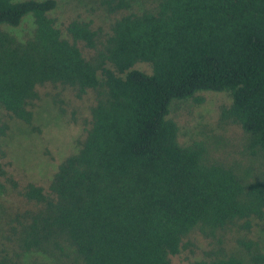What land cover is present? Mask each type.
Returning a JSON list of instances; mask_svg holds the SVG:
<instances>
[{"label":"trees","instance_id":"16d2710c","mask_svg":"<svg viewBox=\"0 0 264 264\" xmlns=\"http://www.w3.org/2000/svg\"><path fill=\"white\" fill-rule=\"evenodd\" d=\"M148 3L147 5H144ZM104 25L59 26L56 0H0V197L27 208L0 225V264H264L248 237L264 222V0H99ZM27 18L33 27L18 37ZM147 64L149 72L135 67ZM92 99L85 135L47 187L7 169L12 120L44 94ZM225 93L229 143L182 142L178 101ZM75 113H73L74 115ZM193 247V250H192Z\"/></svg>","mask_w":264,"mask_h":264},{"label":"rangeland","instance_id":"374dc122","mask_svg":"<svg viewBox=\"0 0 264 264\" xmlns=\"http://www.w3.org/2000/svg\"><path fill=\"white\" fill-rule=\"evenodd\" d=\"M56 1L57 7L52 16L59 26L74 17L91 19L101 25L105 23V12L100 7L99 0ZM32 27V19L27 18L20 27L6 29L20 37L24 31ZM135 68L150 71L147 64H139ZM47 91L43 90L42 94ZM200 97L203 100L200 104L187 100L171 105L170 117L179 126L180 140L182 142L199 140L218 147L231 142L237 133L221 119V108L230 104L227 94L201 93ZM64 98L66 103L61 111L58 105L52 102L51 96L44 94L32 108L33 118L30 125L11 121L10 131L5 138L6 163L8 171L20 184L31 183L47 187L61 161L76 152L79 142L84 138L85 121L89 119L92 99L86 96L82 100H77L69 95ZM25 208L27 205L20 198L11 195L1 196L0 223L7 213ZM248 237L259 242L264 250V222H253ZM191 241L196 244L194 255L187 249L172 257L173 264H187L189 259L200 256L206 242L195 233L192 234ZM20 264H49V260L40 254L28 253L21 257Z\"/></svg>","mask_w":264,"mask_h":264}]
</instances>
